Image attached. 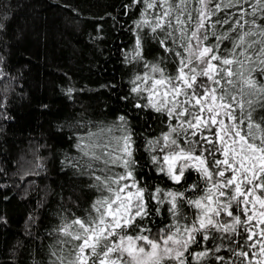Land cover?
<instances>
[{"label":"snow or ice","instance_id":"obj_1","mask_svg":"<svg viewBox=\"0 0 264 264\" xmlns=\"http://www.w3.org/2000/svg\"><path fill=\"white\" fill-rule=\"evenodd\" d=\"M132 3L142 15L129 61L133 107L167 118L146 144L163 153L151 163L180 188L141 184L125 116L97 125L72 166L99 195L83 216L62 218L42 264H201L224 241L232 255L216 261L264 264V0ZM149 38L164 53L151 61ZM189 171L199 175L192 184ZM165 205L171 223L154 231L149 222Z\"/></svg>","mask_w":264,"mask_h":264},{"label":"trees","instance_id":"obj_2","mask_svg":"<svg viewBox=\"0 0 264 264\" xmlns=\"http://www.w3.org/2000/svg\"><path fill=\"white\" fill-rule=\"evenodd\" d=\"M140 20L141 6L132 0H0V264L46 262L62 218L83 216L99 195L72 166L83 157L81 137L87 140L97 125L125 116L141 184L180 188L157 171L151 157L162 153L146 144L167 118L133 107L129 61ZM144 49L149 61L164 54L151 38ZM185 175L187 184L199 179L194 171ZM167 207L153 213L148 226L154 231L171 223ZM224 245L201 264H224L215 260L231 257L228 241Z\"/></svg>","mask_w":264,"mask_h":264},{"label":"rangeland","instance_id":"obj_3","mask_svg":"<svg viewBox=\"0 0 264 264\" xmlns=\"http://www.w3.org/2000/svg\"><path fill=\"white\" fill-rule=\"evenodd\" d=\"M35 154H38V153H34V152H33V155H35ZM162 155H163V153H162ZM35 156H36V155H35ZM24 179H25V178H24ZM222 219H226V217H225V218H224V217H222Z\"/></svg>","mask_w":264,"mask_h":264}]
</instances>
